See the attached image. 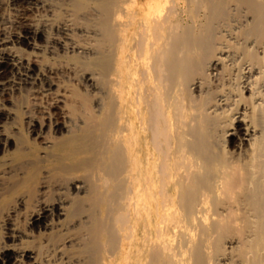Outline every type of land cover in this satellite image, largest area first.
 Returning a JSON list of instances; mask_svg holds the SVG:
<instances>
[{
	"label": "bare ground",
	"instance_id": "bare-ground-1",
	"mask_svg": "<svg viewBox=\"0 0 264 264\" xmlns=\"http://www.w3.org/2000/svg\"><path fill=\"white\" fill-rule=\"evenodd\" d=\"M11 7L12 20L0 14V152L21 95L46 164L37 185L54 198L32 195L20 228L39 170L22 151L0 168V196L18 195L0 264H264V0ZM70 80L88 94L70 95Z\"/></svg>",
	"mask_w": 264,
	"mask_h": 264
},
{
	"label": "rangeland",
	"instance_id": "rangeland-1",
	"mask_svg": "<svg viewBox=\"0 0 264 264\" xmlns=\"http://www.w3.org/2000/svg\"><path fill=\"white\" fill-rule=\"evenodd\" d=\"M11 1L12 0H0V14L2 13V16H3V18H4V20L5 21H10V20H12L13 18H14V15H15V13H14V11H12V10H10V8H12L11 7ZM40 2H43V3H47L48 5H49V3L50 4H53V3H55L56 2V0H39ZM13 9V8H12ZM56 18V19H55ZM60 18H61V16H59L58 14H57V16H54V18H51L50 17V20H54V24H57L59 21H60ZM59 20V21H58ZM55 21H57V22H55ZM51 22H53V21H51ZM49 32H53V28H50L49 29ZM17 46H21L20 48L21 49H23V50H21L23 53H26V54H28V53H30L29 55V57H31V55H32V53H33V49L31 48V45H29V44H21V45H17ZM31 48V49H30ZM30 51V52H29ZM28 56V55H27ZM49 60V59H48ZM47 60V62H48V64H50V62H51V64L50 65H56L57 64V61H55V60H53V59H50L49 61ZM55 61V62H54ZM35 63H33L32 65L34 66V68L35 67H37V66H39V63L37 64V62H36V64L37 65H34ZM78 79H80L81 80V78L80 77H78ZM77 80H70L69 82H67L66 84V87L68 86V91L70 90V95L72 94V93H76V91H74L73 92V90H77V93H81V91H83L81 94H84V95H86V94H88L87 93V91L84 89V86H80L79 85V83H78V81L76 82ZM77 83L76 85L74 84V83ZM70 84H72L73 86H70ZM77 86H78V89H77ZM74 88V89H73ZM76 88V89H75ZM83 89V90H82ZM88 89V88H87ZM79 90H81L80 92H79ZM72 91V92H71ZM19 95V94H18ZM18 95H16L17 97H18ZM15 97V96H14ZM14 97H12V98H10L11 99V101H12V103L13 102H15V104H14V106H12L11 107V110H9V111H12L15 115H14V117H16V119L14 118V120H15V123H14V125H15V127H16V130L17 131H11V129H9V131H11L12 132V140L10 141V149H9V151H7V152H5V153H1L0 152V162H1V164H0V168L3 170L4 169V167L6 168V166L8 165V166H12L10 163H12L13 165H14V163L16 162V158L18 157V155H20V151H22L21 153H24L23 155H21V156H23V159H22V161L24 160V161H26L27 163H25L24 161V164H26L28 167H30V166H34L35 168H36V170L38 169L39 170V172H38V174L37 175H35V177H34V179H33V183H31V185H30V189H32L29 193L31 194H26V196L25 195H23V196H25L24 197V204H23V206H24V208L22 207V208H20L19 210H17V212L18 211H20V212H18V214H16L17 216H16V218L18 219H16L15 218V223L20 227V228H23L24 227V220L23 219H21V216H24L25 215V213L29 210V209H31V206H32V204L30 205V203H33V201L32 202H30L32 199H35L34 198V196H32V195H34L37 191H38V193H36L35 194V196L37 195V197H41V196H45V197H43V198H46V200H50V199H53L54 198V193L51 191H49V189H48V187L46 188V191H44V192H42L44 189H40L39 188V186L41 185V183H42V181H43V170L45 169V166L44 165H46L45 163H44V161H42L43 159L40 157V156H42L43 154H42V151L43 150H41V149H39V146H40V144H37V143H39V140H41V139H32L31 137H33V136H31L30 134H29V132H27L28 130H26V126H25V124H24V116L21 114V109H22V107H23V105H25L26 104V102H27V99L25 98V97H23V96H21V95H19V97L18 98H14ZM21 97V98H20ZM22 98H23V100H22ZM25 98V99H24ZM14 99H19V101L17 100H14ZM67 100H68V102H69V98H66ZM22 100V102H20ZM24 102V103H23ZM81 103V102H80ZM6 104H7V106L8 107H10V104L11 103H7L6 102ZM19 104V105H18ZM21 104V105H20ZM77 104V103H76ZM17 107H16V106ZM78 105V104H77ZM14 107V108H13ZM14 109V110H13ZM3 114H6L5 112H3L2 114H1V116H3ZM59 115V114H58ZM13 116V115H12ZM22 117H23V120H22ZM17 120V121H16ZM18 129H19V131H18ZM15 133V134H14ZM14 137H16V138H14ZM31 138V139H30ZM13 139H16V141L15 140H13ZM20 140L23 142H20ZM14 142V143H13ZM16 142H18V143H16ZM20 142V143H19ZM30 143V144H29ZM15 146H14V145ZM19 145H21V146H19ZM25 145V146H24ZM29 145V146H28ZM32 145V146H31ZM24 146V147H23ZM28 146V147H27ZM30 147V148H29ZM18 148V149H17ZM23 148V149H22ZM27 148V149H26ZM31 150V151H30ZM19 151V152H18ZM26 151H29V152H27V154H25L26 153ZM36 151H37V153H36ZM12 155V156H11ZM15 155V156H14ZM4 156L6 157L5 158V160H4ZM7 156H9L8 158H7ZM11 156V157H10ZM14 156V157H13ZM39 157V159L37 160V158ZM30 157H32V158H30ZM35 157H37L36 158V161H35ZM3 158V159H2ZM26 160H25V159ZM30 159H34V160H30ZM2 160H4V161H2ZM4 162V163H3ZM28 162H29V164H28ZM4 164V165H3ZM44 164V165H43ZM40 165V166H39ZM40 168H39V167ZM44 168V169H43ZM1 169H0V171H1ZM42 176V177H41ZM3 177V176H2ZM0 178L1 179V181H2V179L4 180V179H7L6 181H8L9 180V178ZM40 178V179H39ZM42 178V179H41ZM51 180V178L50 177H46L45 178V180L46 181H50L49 179ZM42 180V181H41ZM1 181H0V184H1ZM5 180L4 181H2V183H4V182H6ZM39 181V182H38ZM37 183L39 184V186L37 185ZM47 189H48V192H47ZM36 190V191H35ZM40 190V191H39ZM42 190V191H41ZM25 191H26V189H25ZM32 191L34 192V193H32ZM23 192V191H22ZM27 192V191H26ZM47 192V193H46ZM45 193V194H44ZM41 194V195H40ZM17 196L18 197V195L17 194H11V195H8V196H5V195H1L0 196V224H1V222L3 221V219H4V216L6 215V213H7V210H9V209H12V207H13V205H14V202L16 201V198L15 197ZM28 196V197H27ZM32 197V198H31ZM36 197V198H37ZM52 197V198H51ZM29 198V200H27V199ZM10 199V202L11 201H13L12 203H8L7 204V202H9L8 200ZM29 203V204H28ZM29 205V206H28ZM9 206H10V208H9ZM7 208V209H6ZM16 209H17V207H16ZM24 210V211H23ZM27 210V211H26ZM23 212V213H22ZM22 220V222H20L19 220ZM21 223V224H20ZM20 224V225H19ZM27 240V242H24L23 244L24 245H26V246H30L29 248L30 249H35L36 248V246H37V243H38V241L36 242V240L37 239H26ZM25 240V241H26ZM31 240V242H28V241H30ZM32 240H34V241H32ZM28 243V244H27ZM36 244V245H35Z\"/></svg>",
	"mask_w": 264,
	"mask_h": 264
}]
</instances>
